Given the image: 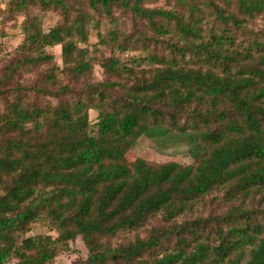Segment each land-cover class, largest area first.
Masks as SVG:
<instances>
[{"label": "trees", "instance_id": "1", "mask_svg": "<svg viewBox=\"0 0 264 264\" xmlns=\"http://www.w3.org/2000/svg\"><path fill=\"white\" fill-rule=\"evenodd\" d=\"M0 2V264H264V0Z\"/></svg>", "mask_w": 264, "mask_h": 264}, {"label": "rangeland", "instance_id": "2", "mask_svg": "<svg viewBox=\"0 0 264 264\" xmlns=\"http://www.w3.org/2000/svg\"><path fill=\"white\" fill-rule=\"evenodd\" d=\"M5 1V0H4ZM159 4H162L160 2ZM0 5L2 3L0 2ZM55 18L48 17L45 22V29L54 25ZM8 37L0 40V44L4 52L14 50L22 40L19 31L7 29ZM94 42L95 38L91 37ZM54 53H59L60 49L54 48ZM128 57H124L126 60ZM95 79L101 77L97 66L94 67ZM93 115V114H92ZM190 134H181L177 132L166 131L162 126H155L149 128L134 144L126 156L130 159L141 158L151 162H168L173 161L179 164H189L192 162L197 149L201 147L199 143L189 144L188 138ZM48 231L46 225L40 224L35 227L34 232L46 233ZM33 232V233H34ZM87 255V250L81 240H77L71 245V252L64 253L56 259V264H70L73 260Z\"/></svg>", "mask_w": 264, "mask_h": 264}, {"label": "clouds", "instance_id": "3", "mask_svg": "<svg viewBox=\"0 0 264 264\" xmlns=\"http://www.w3.org/2000/svg\"><path fill=\"white\" fill-rule=\"evenodd\" d=\"M0 7H3L2 5H0Z\"/></svg>", "mask_w": 264, "mask_h": 264}]
</instances>
